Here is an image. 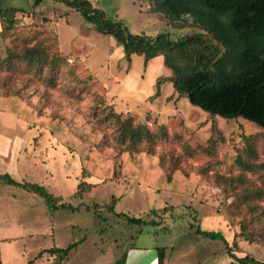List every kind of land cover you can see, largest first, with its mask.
Wrapping results in <instances>:
<instances>
[{"label": "rangeland", "instance_id": "rangeland-1", "mask_svg": "<svg viewBox=\"0 0 264 264\" xmlns=\"http://www.w3.org/2000/svg\"><path fill=\"white\" fill-rule=\"evenodd\" d=\"M91 1L131 34L154 38L166 33L175 41L201 31L188 16L171 23L156 11L154 0ZM0 6L23 11L16 15L12 38L0 39V101L18 99L33 113L25 121L0 112V133L9 141L0 154V174L41 184L77 208L49 213L38 196L0 186V225L17 223L16 233L22 234L11 244H0L2 262L54 264V257L44 254L37 261L35 256L42 249L80 242L62 264H115L131 246L164 248L165 264H229L225 245L231 246L238 222L246 218L234 197L242 189L236 177L263 186L235 160L245 136L254 138L256 163L264 162V130L241 117L209 115L178 97L160 55L146 66L141 56L125 60L112 37L63 3L47 0L41 14L30 12L32 0H0ZM13 39L46 40L52 53L60 49L64 55L57 71L44 67L38 73L22 63L8 68L6 49ZM107 106L122 120L131 118L155 133L154 144L130 151L120 143ZM82 171L91 190L79 199L73 195ZM112 198L115 214L155 225H128L109 211ZM196 229L222 238L203 237ZM236 254L264 263V240L239 242Z\"/></svg>", "mask_w": 264, "mask_h": 264}, {"label": "trees", "instance_id": "trees-1", "mask_svg": "<svg viewBox=\"0 0 264 264\" xmlns=\"http://www.w3.org/2000/svg\"><path fill=\"white\" fill-rule=\"evenodd\" d=\"M45 1L32 0L30 12L41 14L40 8ZM51 1L63 3L71 11L78 12L85 22L94 24L97 32L112 37L122 47L127 61L132 55L141 56L143 65L146 66L150 59L160 55L164 66L171 72L169 80L178 97L186 98L209 115L225 119L241 117L264 130V0H154L156 11L167 16L171 23L187 14L194 23L199 24V33L175 41L166 33H159L154 38L131 34L122 23L107 19L105 13L89 0ZM19 12L23 11L0 6L2 41L11 39L14 35L18 23L16 15ZM43 20L49 22L46 18ZM55 38L57 48L58 40ZM12 42L13 45L6 49L8 68L23 64L29 70L37 68L38 73L44 67L57 71L63 54L59 50L52 53L46 40L33 44L25 39L18 43L17 39H13ZM106 108L109 111L108 118H113L117 124L120 143L127 144L130 151H137L142 144H154L155 133L145 125L134 124L131 118L122 120L121 114L114 112L111 106ZM0 109L14 114L18 119H33V113L21 101L12 97L2 99ZM243 139L244 147L235 162L243 171L256 174L263 186L249 185V181H245L242 175L236 177L235 184L242 189L240 192L235 191L234 197L240 205L239 211L244 212L246 218L238 222L239 231L234 235L231 246L225 245V252L231 260L229 264H264L248 254L242 257L236 254L239 242L254 244L264 240V230L257 232L256 229L264 228V206L261 205L264 202V162L256 163L254 138L244 136ZM83 179L82 171L81 180L73 195L75 198L81 199L91 190V185ZM235 184L231 185L232 188ZM0 186L16 187L38 196L49 213L59 209L71 212L77 210L43 185L28 181L17 182L7 173L0 174ZM114 204L115 199L112 198L108 209L113 213ZM115 215L130 226L155 225L154 221H145L124 213ZM194 233L212 240L222 238L219 233L199 229ZM79 243L69 244L65 248L42 249L35 259L46 254L54 257V264H62ZM156 252L158 264H163L165 249L157 248ZM124 263L125 254L115 262ZM26 264H33V260Z\"/></svg>", "mask_w": 264, "mask_h": 264}, {"label": "crops", "instance_id": "crops-1", "mask_svg": "<svg viewBox=\"0 0 264 264\" xmlns=\"http://www.w3.org/2000/svg\"><path fill=\"white\" fill-rule=\"evenodd\" d=\"M89 1L92 3L91 0H89ZM42 6H41V8H42ZM41 8H40V11L42 12ZM65 14H68V13H65ZM0 30H1V28H0ZM59 51L64 55V53L60 49H59ZM71 58H73V57H71ZM0 112L13 115L15 118H17L14 114H12L10 112L1 111V110H0ZM5 138L6 137H4V135L0 133V154L5 151L4 149H2V147H4V145H5V147L9 145L8 144L9 141L8 140L5 141ZM2 174H5V173H2ZM7 174H9V173H7ZM6 187L16 188V187H11V186H6ZM0 217H2V216H0ZM19 230H20V226L17 225V223H15L14 226L11 228H7L5 226L0 225V232H9L8 234H10V235H6V236H1L0 237V244H4V242H8L9 244H11V242L19 240L20 237L22 236V234L20 235V233H16ZM4 234H6V233H4ZM37 254H36V256H37ZM36 260L40 261L41 258L36 259ZM28 261H31V260H28ZM28 261H26L24 264H26ZM166 262H167L166 264H169L168 260ZM0 263L6 264V263H3L1 259H0ZM112 264H114V263H112ZM124 264H158L157 252H156V250H154V248L131 246L130 248H128L127 252L125 253V263ZM163 264H165V262H163Z\"/></svg>", "mask_w": 264, "mask_h": 264}, {"label": "flooded vegetation", "instance_id": "flooded-vegetation-1", "mask_svg": "<svg viewBox=\"0 0 264 264\" xmlns=\"http://www.w3.org/2000/svg\"><path fill=\"white\" fill-rule=\"evenodd\" d=\"M183 16H188V17H190L189 15L186 14V15H182L181 18H182ZM190 18H191V17H190ZM191 19H192V18H191ZM197 25L199 26V24H197Z\"/></svg>", "mask_w": 264, "mask_h": 264}]
</instances>
